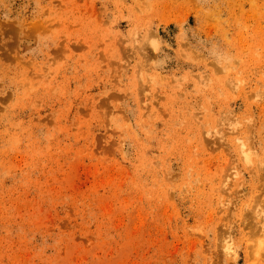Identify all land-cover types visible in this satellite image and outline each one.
Returning <instances> with one entry per match:
<instances>
[{"label":"rangeland","instance_id":"rangeland-1","mask_svg":"<svg viewBox=\"0 0 264 264\" xmlns=\"http://www.w3.org/2000/svg\"><path fill=\"white\" fill-rule=\"evenodd\" d=\"M0 264H264V0H0Z\"/></svg>","mask_w":264,"mask_h":264},{"label":"bare ground","instance_id":"bare-ground-1","mask_svg":"<svg viewBox=\"0 0 264 264\" xmlns=\"http://www.w3.org/2000/svg\"><path fill=\"white\" fill-rule=\"evenodd\" d=\"M228 126H229V125H228ZM230 128H231V127H230ZM228 130H229V129H228ZM231 132H232V130H231ZM242 148H243V146H241V149H240L241 151H240V152H242L241 154H244V157L246 158V160H248V158H247L248 156L246 155L245 151H244ZM245 158H244V159H245Z\"/></svg>","mask_w":264,"mask_h":264}]
</instances>
